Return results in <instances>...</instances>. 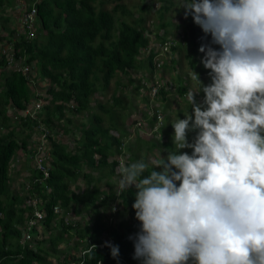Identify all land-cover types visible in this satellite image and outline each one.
Wrapping results in <instances>:
<instances>
[{"label": "clouds", "instance_id": "obj_1", "mask_svg": "<svg viewBox=\"0 0 264 264\" xmlns=\"http://www.w3.org/2000/svg\"><path fill=\"white\" fill-rule=\"evenodd\" d=\"M32 5L28 3L21 19ZM181 8L185 9V18L191 15L220 50L210 45L200 48L206 53L202 63L211 70L212 83L204 86L193 69L191 78L200 88L189 90L186 98L194 112V121L188 112L185 119L171 123L174 150L168 152L167 159L161 156L153 161L155 167L146 177L144 173L149 164L144 161L120 165L116 195L120 197L133 186L137 190L133 208L142 227L135 240L134 258L143 260L144 264H189L190 261L193 264H264V0H184ZM17 30L25 34L22 21L21 31ZM34 34L36 37L35 31ZM147 38L148 45L138 56L142 60L147 59L145 49L151 43ZM180 42L184 39L176 45ZM176 45L172 51L177 49ZM0 49H4V53L0 50V60L5 62V68H9L6 57L13 52L14 62H19V66L28 65L35 77L34 84L28 82L30 88L37 97H46L38 85L48 86L37 83L35 68L26 64L25 58L15 59L13 44L2 40ZM141 71L145 70L129 73L135 83L140 80L139 91L146 94V84L153 79V74L145 71L142 76ZM200 91L205 94L207 106L203 110L195 99ZM147 98L150 99L148 94ZM36 101L41 103L33 99L28 105ZM9 106L16 118L29 116L20 114L25 109ZM42 107L41 103L36 113ZM156 120L148 125L156 128L157 135H162V121L158 125ZM189 131H197L195 143L188 142ZM186 148L193 149L192 155L181 152ZM22 198L25 204L27 196ZM111 209L112 205L105 212L101 209L106 214L105 222ZM107 223L117 226L111 221ZM65 224L70 230L79 223ZM34 232L31 231L29 241L34 242L33 247L37 243ZM103 239L105 243L98 247L110 248L113 258H118L119 248L114 246L113 237ZM96 249V245H90L79 256L92 259Z\"/></svg>", "mask_w": 264, "mask_h": 264}, {"label": "trees", "instance_id": "obj_2", "mask_svg": "<svg viewBox=\"0 0 264 264\" xmlns=\"http://www.w3.org/2000/svg\"><path fill=\"white\" fill-rule=\"evenodd\" d=\"M13 1L0 0V11L5 6L13 7ZM26 1L37 8V17L34 20L36 37L29 39L26 32L20 34L17 29H9L6 35L0 32V42H11L15 59L25 58V63L35 68L38 79L44 81L48 87L46 97H37L21 73L7 70L0 73V264H46L41 242L36 243L35 247L31 246L29 241L20 242L19 227L26 225L28 220L25 218L33 208L25 206L22 197L11 190L9 174L15 155L21 150L29 149L28 141L37 123L29 116L17 117L21 121V128L28 130L24 137L18 138L19 130L22 129L12 126L7 106L12 105L17 110H24L33 99H39L43 104L40 112L36 113V119L51 133L57 135L61 130L64 135H78L77 144L72 150L49 137L52 146L49 179L45 183L33 184L28 190L30 195L41 197L43 201L42 209L46 214L43 225L48 229L53 227V207L56 205H60L64 211L72 210L76 214L90 209L96 217L93 224H85L75 233L85 241L82 250H86L90 245L97 246L96 255L92 259L85 255L72 257V264H144L143 260L134 258L135 240L142 227L133 208L137 190L130 188L118 197L117 191H114L111 185L115 174L121 177L120 172H116L119 163L117 157L124 154L125 136L129 132L109 111L118 108L125 110L126 98L124 95L122 97V94L113 93L111 110L98 103L99 113H92L87 117V124L76 123L74 120L79 114L90 109L95 94L105 92L118 74L129 76V71L135 70H145L153 74L169 66L170 62L158 64L154 61L153 52L150 53L153 57L149 54L145 60L138 58L141 49L149 42L145 35L147 20L142 13L134 16L122 3L116 4L108 11L104 9V5L110 0H38L37 3L33 0ZM159 1L163 5L158 9V28L166 29L164 16L169 10V5L171 6V1ZM140 10L145 12L148 6L143 5ZM117 13L122 17L127 16L128 19L120 20ZM7 18L0 17L5 22H8ZM196 27L191 25L192 33ZM154 35L160 43L167 39L165 33L162 36ZM171 62L170 65L173 66L178 64L176 60ZM1 66L5 67L3 60H0ZM181 81L178 80L177 91L184 95L188 89L181 85ZM127 83L134 85L136 92L141 88L140 80L137 84L135 79L128 77ZM164 90L159 88L158 95H164ZM71 102L73 107L70 108L68 104ZM107 113L108 123L104 118ZM154 117L150 120L151 125L153 119L156 120V116ZM30 153L32 161V151ZM83 169H89V172L85 173ZM153 169V166H149L144 176ZM93 172H97L98 177H94ZM38 175L35 172L33 176L35 178ZM79 178L85 183L86 189L75 193L69 185L77 183ZM100 183H103L107 191L101 190ZM90 187L91 190H88ZM49 188L50 192L46 193ZM115 200L120 201L122 212L128 217L127 222L122 221L117 227L104 223L105 215L100 211L104 209L105 212L108 204ZM59 225V233L50 236L49 240L53 250L64 240L63 236L70 228L62 220ZM109 235L113 237L114 246L119 248L118 258H113L110 248L98 247L105 243L104 236ZM189 264L193 262L190 261Z\"/></svg>", "mask_w": 264, "mask_h": 264}, {"label": "rangeland", "instance_id": "obj_3", "mask_svg": "<svg viewBox=\"0 0 264 264\" xmlns=\"http://www.w3.org/2000/svg\"><path fill=\"white\" fill-rule=\"evenodd\" d=\"M18 1L19 3L15 2V4L13 5L12 11L9 12V10L7 9H3L0 11V17H2L3 19L7 14L12 15L11 19L8 20V22H5L3 19H0V32H2V34L4 35H6V32H8L9 29H12L13 27L20 29L21 31V15L23 10L26 9L27 5L25 4V2L20 3L21 0ZM170 1H171V6L169 5V10L164 16V20L165 22H167L166 29L158 28V24L160 23V20L158 18L157 10L160 8V6L163 5L159 0H110L104 5V9L110 11L111 9H113V7L116 4L122 3L127 8V11L131 12L134 16H137L142 13L147 20L146 27L149 34L155 33L162 36L165 33L166 38L172 39L174 40V42H177L180 39H184V42H180L176 45L177 49L173 50L172 55L168 56L166 60V61H170L171 59L176 60L178 62V64L176 65L177 67L173 66V64L170 65L172 63L170 62L168 63L169 66H167L163 70L157 71V73L156 72L153 73V77L159 76L158 77L160 80L159 84L161 87H163L166 90L164 95L158 96L156 100L151 102L150 99L147 98V93L145 94V91L140 90L138 93L133 89L134 85H130L127 83L128 76L124 74L123 75L118 74L117 75L118 77L114 78L111 81L109 87L105 92H103L102 94L97 93L94 96V101L92 102L90 109L84 112L83 114H79L74 120V122L76 123H82L84 125L85 123L87 124V117H89L92 113H99L98 107L96 106L98 104V100L101 104H103V106L107 107L106 109H109L111 108V103H112L111 100L113 93H117L118 95H120L121 93L122 95L124 94V96L126 97L125 110H119L118 108L117 110H115V112L112 111V113L116 118V120L118 122H121L124 128L127 129V132L130 133V134L127 133V135L125 136L126 143L124 145L125 149L123 150L124 154L121 155L120 157L123 160L124 164L126 163V165H131L139 161H144L145 163H148L149 166L155 167V165L152 163L153 161L159 160L161 156L167 159L168 152L174 150L173 148L174 128L172 127L171 123L175 122L179 118L185 119L186 118L185 115L188 112L193 116V121H194V112L190 108L191 105L188 103L186 98V93L189 90L196 91L199 90L200 88V85L191 78V73L193 72V69L198 73L200 80L204 86H208L212 83V79L210 76L211 70L206 69L203 63H201L204 60L206 53H202L200 51V48L204 45H210L216 50H220V46L219 45L215 46V44H212V37L210 35L207 36L205 35L201 27L195 24L191 15H189L187 19L185 18V9L181 8L184 3V0H170ZM143 5L148 6V10L145 12H141L140 10V7H142ZM116 15L120 20L128 19L127 16L122 17L119 13H117ZM183 24L185 26H183ZM192 24L197 26L193 33L190 29ZM179 26L180 28H178ZM165 30L167 31V33ZM0 50L1 53H4L3 52L4 49H0ZM1 55L2 54H0V59H1ZM192 63L194 64V66H192ZM17 65H19V62H17ZM3 70L11 71V68H5L1 66L0 73H2ZM139 72L140 70L134 71L135 74ZM142 73L144 74L146 72L141 71V75L145 76ZM160 76H164V78H161ZM179 79L183 81V82L181 81L182 82L181 85H185V87L188 89L184 95H180L178 91H176L179 85L178 83ZM37 83L45 84V82L40 83L39 80L37 81ZM38 88L40 89L41 94L45 96L47 87L44 88L43 86L38 85ZM116 89L118 91H116ZM195 99L196 102L202 106V110L207 107L206 104L204 103L205 94L203 93V91L196 93ZM145 103L146 105L151 103L153 107L155 105L154 110L157 108L158 110H161L163 131L160 129L162 134L160 135L159 133L160 138H158L159 135H157V130L155 128L151 129V127L149 126L151 123L150 115L148 114L147 106L144 107ZM34 105L35 103H33L32 106L29 104L27 105L26 109H28V111H33ZM11 108L12 107L7 106V109L9 111L8 115L11 117L12 126H15L17 129L18 128L20 129L21 121L16 118V113L12 112ZM34 112L32 113L35 115L36 112L35 113ZM20 114L24 116L25 110L21 111ZM108 114L109 113L105 114L104 116L106 123H108V118H106ZM21 129L22 130H19L20 134L18 137L20 139L24 137V133L27 134L28 132L27 128L22 127ZM33 133L34 134H32V138L29 139L28 141L29 144H31V140L38 141L42 139V141L45 143V146L49 150L48 153L50 154L52 150L50 140L47 139V141L45 142V140L43 139V137H41V135H39V133H35V131ZM137 134L139 135V137H137ZM196 136H197V131H189L187 134L188 142L195 143ZM51 139L53 141H58L60 143L67 145L68 149L72 150L73 148H75V144H77L78 135L76 137L72 135H64L60 130L57 135L51 136ZM164 144H169L170 146L164 147L163 146ZM181 152L182 153L186 152L187 154L192 155L193 149L186 148L181 150ZM119 156L117 157V159L119 158ZM121 159H119V165L116 167L117 170H119L120 163H122ZM11 167L12 168L10 169V178L13 181V184L11 183L12 190L18 193L19 195H22V197L24 196L26 197L27 196L26 187L29 184L31 186L32 177L35 173L33 162L31 161L30 150L28 149L27 151H23V150L19 151L12 160ZM83 170L85 173L89 172V169H83ZM92 175L94 177H98L97 172H93ZM120 178L121 177H118V175L115 174L111 179V185L114 191L119 190ZM69 186L71 191L75 193H81L86 189L85 183L80 178L77 180V183L74 184L70 183ZM100 187L102 191L105 190L107 191L103 183H100ZM134 188L135 187L133 186L132 189ZM88 190H91V187ZM46 192L49 193L50 188L49 190L46 189ZM24 202L25 204L29 205L31 201L28 203L27 200H24ZM108 205L109 206L112 205V209L110 213L107 214L108 215L106 217L107 222L111 221L114 224H118L122 221L124 222L128 221V218L125 219L123 218L124 216L122 212L123 208H121L120 201L115 200L113 202H110V204ZM114 208H117V210H115ZM62 218L64 220V223L65 220L70 221L72 223V226L75 225L76 222H78L79 224H77V226L76 225L73 226V228L70 229L63 236L64 240L58 244L55 250H53V248L49 244V240L51 238L50 236H54L59 233V230L61 228L59 225V221ZM95 218L96 217L94 212L90 209L86 210L85 212L81 211L79 214L74 213L72 210L69 211L63 210V213H60L55 216V223L54 225H52L53 227L51 229L46 228L44 225H40L38 227V230L34 232V240H37V244L41 240V247L43 249V256L46 259V264H67V263L72 264L73 263L72 257H78L81 253L83 244H85L84 239H80L75 232L78 229L82 228L83 225L85 224L91 226ZM30 243H32L31 246H33L34 242H30Z\"/></svg>", "mask_w": 264, "mask_h": 264}, {"label": "built area", "instance_id": "obj_4", "mask_svg": "<svg viewBox=\"0 0 264 264\" xmlns=\"http://www.w3.org/2000/svg\"><path fill=\"white\" fill-rule=\"evenodd\" d=\"M36 16H37V8L33 4L31 8L26 11V13L23 15L21 19L22 27L24 31L26 32V34L28 35L29 39H32L35 36L34 20ZM145 35L151 39L150 46L147 49H145V53L146 55H149L151 52H153L155 62H157L158 64L159 63L161 64L162 62L167 60L168 56L172 55V47L176 45V42H174L172 39H167L165 42L160 43L156 41L154 34L152 33L149 34L146 31ZM179 41H183V39H180ZM6 60L8 62L9 68H11L14 71L20 72L28 80L30 84H34L35 77L32 74L30 67L28 65H22V66L17 65V63H15L13 59V52L7 55ZM159 83H160L159 78L154 76L153 79L146 84L147 94L151 102L156 100L159 96L158 91H159V88H161ZM146 106L148 108V114L150 116H156V119H157L156 122L158 123V125L161 124V121H162L161 110H158V109L154 110L155 105L153 107L151 103L147 104ZM40 107H41L40 101H36L33 111L37 112L40 109ZM33 111H28V109H25L24 116L29 115L32 118V120L36 121L37 125L34 127V131L35 133H39V135H41V137H43V139L46 142L47 139L49 140L51 133L44 124H42L41 122H39V120L36 119V115H33L32 113ZM28 148L30 151H32V162H33L34 170L36 173L39 174L37 178L36 177L33 178L31 186L35 183L36 184L45 183V181L49 179L50 171L52 167L50 164L51 157H50V154L48 153V149L45 146V143L42 141V139L38 141L31 140V144L28 146ZM122 163H124L123 160H122ZM116 172L119 173V170L116 169ZM31 186L29 184L26 187L27 193H28V190L31 188ZM26 200L28 201V203L31 201L30 204L29 205L26 204V206L32 207L33 211H31L30 214L27 215L28 221L26 225L23 226L21 229L22 231V235L20 239L21 243L30 241L32 239L31 231L33 230L37 231L38 227L41 224L43 225V222L46 216L44 210L42 209L43 201L41 197H35L34 195H30V193H28ZM60 212L61 210H60L59 205H56L53 207V213L55 215L60 214ZM65 223H68V221L65 220ZM107 244L112 245V242H109Z\"/></svg>", "mask_w": 264, "mask_h": 264}, {"label": "bare ground", "instance_id": "obj_5", "mask_svg": "<svg viewBox=\"0 0 264 264\" xmlns=\"http://www.w3.org/2000/svg\"><path fill=\"white\" fill-rule=\"evenodd\" d=\"M24 2V1H23ZM33 2L34 3H37L38 2V0H33ZM113 6V5H112ZM8 7V6H7ZM2 10V9H1ZM112 10V9H111ZM158 11V10H157ZM2 16V15H1ZM159 23V22H158ZM174 24V23H173ZM35 25V24H34ZM155 26H156V24H155ZM183 26H185L184 24H183ZM198 26V25H197ZM147 28V27H146ZM175 28V27H174ZM178 28H180V26L178 27ZM171 32V31H170ZM172 33V32H171ZM155 34V33H154ZM185 34V33H184ZM157 35V34H156ZM189 36V35H188ZM188 41V40H187ZM161 42V41H160ZM192 43V42H191ZM193 44V43H192ZM180 46V45H179ZM178 46V47H179ZM216 46V45H215ZM200 47V46H199ZM186 50V49H185ZM197 51V50H196ZM219 51V50H218ZM178 52V51H177ZM152 53V52H151ZM182 53V52H181ZM194 54V53H193ZM192 55V54H191ZM150 56H152L153 57V55H151L150 54ZM147 57H149V56H147ZM192 57V56H191ZM201 62V61H200ZM202 63V62H201ZM181 64V63H180ZM200 65V64H199ZM177 67V66H176ZM181 67V66H180ZM159 68H160V66H159ZM161 69V68H160ZM178 69V68H177ZM166 71V70H165ZM148 72V71H147ZM163 72V71H162ZM157 73V72H156ZM182 73V72H181ZM143 74V73H142ZM144 75V74H143ZM182 75V74H181ZM118 77V76H117ZM129 77V76H128ZM129 78H131V77H129ZM180 80V79H179ZM134 81V80H133ZM177 81V80H176ZM117 82V81H116ZM175 82V81H174ZM173 82V83H174ZM183 82V81H182ZM41 83V82H40ZM51 84V83H50ZM134 84V83H133ZM139 84V83H138ZM175 84V83H174ZM118 86V85H117ZM125 86V85H124ZM183 86H185V85H183ZM165 87V86H164ZM176 87V86H175ZM181 88V87H180ZM184 88V87H183ZM182 89V88H181ZM115 90V89H114ZM116 91H118L117 89H116ZM115 91V92H116ZM170 91V90H169ZM177 91V90H176ZM181 91V90H180ZM121 92V91H120ZM159 92V91H158ZM124 93V92H123ZM141 93V92H140ZM172 93V92H171ZM115 94V93H114ZM122 94V93H121ZM36 95V94H35ZM110 95V94H109ZM124 95V94H123ZM123 95H122V97H123ZM141 95V94H140ZM180 95H182V94H180ZM146 96V95H145ZM36 97V96H35ZM118 99H121V98H119V97H117ZM117 98H115V99H117ZM126 98V97H125ZM160 98V97H159ZM185 98V97H184ZM103 99V98H102ZM130 99V98H129ZM44 100V99H43ZM122 100V99H121ZM160 100V99H159ZM99 101V100H98ZM123 101V100H122ZM125 101V100H124ZM148 101V100H147ZM66 103V102H65ZM126 103V102H125ZM67 104V103H66ZM133 104V103H132ZM62 105V104H61ZM122 106H123V104H121ZM128 105V104H127ZM97 106V105H96ZM67 107V106H66ZM105 108H107L106 106H104ZM114 107V106H113ZM116 107V106H115ZM128 107V106H127ZM110 110H111V108H109ZM117 109V108H116ZM158 109V108H157ZM30 110V109H29ZM112 110H113V108H112ZM120 110V109H119ZM127 110H129V109H127ZM136 110V109H135ZM34 112V111H33ZM106 112V111H105ZM110 113H112L111 111H109ZM115 112V111H114ZM163 112V111H162ZM21 113V112H20ZM35 113V112H34ZM118 113V112H117ZM122 113V112H121ZM121 113H119V114H121ZM135 114V113H134ZM165 114V113H164ZM34 115V114H33ZM112 116V115H111ZM129 116V115H128ZM113 117V116H112ZM137 117V116H136ZM154 117V116H153ZM166 117V116H165ZM20 118V117H19ZM128 118V117H127ZM126 118V119H127ZM155 118V117H154ZM139 122V121H138ZM133 125V124H132ZM129 129V128H128ZM133 131V130H132ZM137 132V131H136ZM130 134V133H129ZM133 138H134V136H133ZM126 139V138H125ZM130 139H131V137H130ZM147 141V140H146ZM136 142H137V140H136ZM144 142H145V140H144ZM141 143V142H140ZM149 144V143H148ZM156 144V143H155ZM143 145V144H142ZM50 146V145H49ZM157 146V145H156ZM151 147V146H150ZM49 151V150H48ZM186 151V150H185ZM29 155V154H28ZM36 176V175H35ZM119 179V178H118ZM48 192V191H47ZM119 201V200H118ZM45 203V202H44ZM121 211V210H120ZM122 214V213H121ZM124 215V214H123ZM104 218V217H103ZM104 223H106V222H104ZM108 227V226H107ZM111 229V228H110ZM109 231V230H108ZM112 231V230H111ZM106 233V232H105ZM113 233V232H112ZM113 235H115V233L113 234ZM105 237V236H104ZM102 238H103V236H102ZM87 240V239H86ZM85 243V242H84ZM88 243V242H87ZM115 243H117V242H115ZM106 249V248H105ZM102 264V263H101Z\"/></svg>", "mask_w": 264, "mask_h": 264}, {"label": "crops", "instance_id": "obj_6", "mask_svg": "<svg viewBox=\"0 0 264 264\" xmlns=\"http://www.w3.org/2000/svg\"><path fill=\"white\" fill-rule=\"evenodd\" d=\"M23 1L25 2V4H26V5H28V3H29V2H28V1H26V0H21V2H20V3H23ZM15 2L19 3V1H18V0H14V1H13V3H14V4H15ZM15 7H16V6H15ZM12 8H13V7H11V6H8V7H7V6H5V7H4V9H7V10H9V12L13 10ZM5 17H8L7 19H8V20H10V19H11V17H12V15H10V14H7ZM5 17H4V18H5ZM11 183L13 184V181H12V179H11ZM12 184H11V185H12ZM11 190H12V187H11ZM12 191H13V190H12ZM14 193H16V192H14ZM18 195H19V194H18ZM21 196H22V195H19V197H21ZM22 201H23V199H22Z\"/></svg>", "mask_w": 264, "mask_h": 264}]
</instances>
